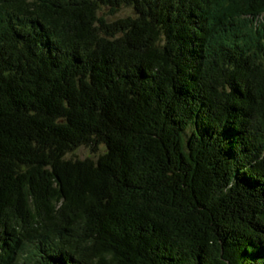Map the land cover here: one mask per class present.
I'll return each instance as SVG.
<instances>
[{"label": "trees", "instance_id": "16d2710c", "mask_svg": "<svg viewBox=\"0 0 264 264\" xmlns=\"http://www.w3.org/2000/svg\"><path fill=\"white\" fill-rule=\"evenodd\" d=\"M0 264H264V0H0Z\"/></svg>", "mask_w": 264, "mask_h": 264}, {"label": "rangeland", "instance_id": "374dc122", "mask_svg": "<svg viewBox=\"0 0 264 264\" xmlns=\"http://www.w3.org/2000/svg\"><path fill=\"white\" fill-rule=\"evenodd\" d=\"M101 150H102V147H97L96 153L95 152L93 153L88 148L81 147L78 150L68 154V157H72V158L74 157V158H79V159H84L86 157L94 158L97 155V153H99V151L101 152Z\"/></svg>", "mask_w": 264, "mask_h": 264}]
</instances>
